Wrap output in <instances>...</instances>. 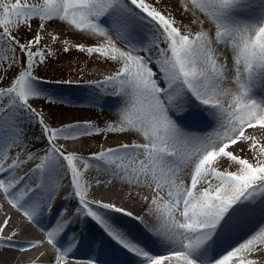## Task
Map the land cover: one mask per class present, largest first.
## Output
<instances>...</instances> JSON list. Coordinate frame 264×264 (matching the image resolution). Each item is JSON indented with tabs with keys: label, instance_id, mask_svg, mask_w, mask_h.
<instances>
[{
	"label": "snow or ice",
	"instance_id": "obj_1",
	"mask_svg": "<svg viewBox=\"0 0 264 264\" xmlns=\"http://www.w3.org/2000/svg\"><path fill=\"white\" fill-rule=\"evenodd\" d=\"M163 2L0 0V85L7 81L0 86V192L41 228L54 250L51 264H124L125 256L129 264H254L247 256L264 252V226L239 246L229 244L246 220L258 214L264 221V142L248 131L264 133V96L256 98L264 92V0H177L188 23L161 8ZM61 24L94 43L62 39ZM58 44L63 53L75 48L116 66L101 81L86 82L95 90L90 106L103 96L119 99L114 122L54 127L33 107L40 99L66 103L45 85L80 83L37 75ZM178 118L213 126L200 133ZM107 134L127 140L87 157L57 143ZM37 143L43 147L32 150ZM237 150L251 151L252 160ZM222 161L236 170H219ZM29 162L24 176L13 179ZM93 166L109 173L111 186L148 189L151 197L143 200L154 223L95 198L102 182L87 179ZM33 176L34 187H18ZM63 179L64 199L75 206L42 227ZM114 213L139 222L148 239L134 236ZM10 219L0 225V257L45 243L15 241L16 231L5 234ZM81 250L85 258L73 259Z\"/></svg>",
	"mask_w": 264,
	"mask_h": 264
},
{
	"label": "rangeland",
	"instance_id": "obj_2",
	"mask_svg": "<svg viewBox=\"0 0 264 264\" xmlns=\"http://www.w3.org/2000/svg\"><path fill=\"white\" fill-rule=\"evenodd\" d=\"M176 5L177 0H164V2L161 4V8L167 7L168 10L174 13L178 21L188 23V21L191 19L190 14L181 12L180 10H178ZM190 26L194 31L197 30V25ZM56 28L58 34L61 35V38H68L72 44L84 43L86 46H90L94 43L92 39L85 40L84 35L73 34L62 24L57 25ZM55 47L58 49L57 55L51 58L46 67L39 68L37 72V75L43 77L46 80L55 81L62 79H73L79 81H101L105 75H110L115 70L116 66L113 63L104 62L103 60L96 59L95 57H89L86 53H81L75 48H73L69 53H63L59 50L61 48V45L58 44ZM218 50H223L222 46H220ZM229 68H231L230 62ZM153 70L155 71L154 68ZM229 75H232L231 71H229ZM6 85L7 81H4V84L0 86ZM161 86L164 85L162 84ZM44 87L46 91L54 93L58 98L66 101V103L64 104H49L43 99L31 101L33 107L37 108L38 111H41L44 114L46 121L51 126H60L69 122L91 121L94 124L103 127L106 123L114 122L117 119L115 115L116 112L113 114H108L110 113V111L105 112L106 108H104L107 102L113 98V96L100 97L98 98L94 106H90V103L93 100L95 94V90L92 87H81V89L78 91H73L70 88L71 85H57L55 83L47 84ZM107 90L111 91L110 88ZM209 131H206V133ZM248 131L252 132L261 142H264V133L260 132L258 129H249ZM29 135H31V133ZM126 140L127 137L123 135L107 134L96 135L92 137H82L75 141L60 140L57 143L67 148L69 151H76L77 153L87 157L90 154L97 153L103 149L115 147L119 143L125 142ZM73 142L81 144L73 145ZM42 147L43 145L39 143L30 145V148L32 150H38ZM236 154L241 155L244 158H248L250 159V161L252 160L253 154L251 151L240 152L239 150H237ZM95 163L96 162H93L94 165ZM218 169L221 171L236 170L235 166L229 167V164L224 161H222L218 165ZM86 177L93 184H95L96 180L102 182V186H100L98 190L94 192L95 198L107 200V202L119 200V198H121L123 200V203L125 204V207L134 211L135 215L144 217V219L147 220L150 225L154 223L152 218L146 215L147 203L143 200V197L145 195L151 197V192L148 189L141 186H129L126 183L119 182L115 183V186H111L108 184V181L112 179L109 173L103 170H98L95 166L88 169ZM62 181H65L66 185L68 186V181L66 179H63ZM112 191H114L115 193H110ZM129 193H131V196H129ZM0 211H4L6 213L4 214L5 216H3L4 220L9 217L11 218V227H8L6 229L5 234H10L12 231H16L17 235L14 238H17V240L15 241H20V243H24L28 240H35V238L41 240L38 236L37 231L35 232L33 230H26V233H23V235L18 231L19 229H21V232H23L20 226L26 225L25 219L22 217L21 213L13 209L11 205L9 206L7 202L3 204L1 202ZM1 225H3V222L1 223ZM253 233L254 232H251V234ZM251 234H248L247 237L242 239V241H238L235 247L239 246L240 243L249 238ZM29 251L31 252L30 256H32L33 254L36 255L34 257H40V253H45V255H43L42 262L40 263L51 264L54 255L50 256L49 251H47L45 247L42 246L31 249ZM18 252L22 253L20 251ZM259 255H262V258H260ZM30 259L31 258L29 257L25 260H21L19 264L29 261ZM247 259H252L253 261L257 260L255 262H258V264L262 263L264 262V252H258L253 255L247 256ZM2 264L8 263L5 261Z\"/></svg>",
	"mask_w": 264,
	"mask_h": 264
},
{
	"label": "bare ground",
	"instance_id": "obj_3",
	"mask_svg": "<svg viewBox=\"0 0 264 264\" xmlns=\"http://www.w3.org/2000/svg\"><path fill=\"white\" fill-rule=\"evenodd\" d=\"M153 68L155 69V71H156V68H155V66H153ZM101 78V77H100ZM89 80H84V81H80V83L78 84V85H71V89L74 91V90H80L81 89V87L83 88V87H88V88H90V87H92L91 85H89L88 83H86V82H88ZM257 94L258 95H262V92L261 91H257ZM110 102H112V99H110L108 102H107V104H106V106L110 103ZM106 106L104 107V108H106ZM116 112V110L114 109L112 112H110V113H108V114H113V113H115ZM179 120V119H178ZM179 122L182 124V125H184V126H187V127H190V128H192L193 130H195V128L193 127V126H191L190 124H188L187 122H185L184 120H179ZM80 145L81 143H76V142H73V145ZM9 163L11 162V161H8ZM33 165H32V163H28L26 166H24L23 168H21V169H18L17 171H16V174H15V176L13 177V179H19L20 177H22V176H24V173L25 172H27V170H28V168H30V167H32ZM57 179H60L59 177L57 178ZM35 181H36V177H31V178H27V180L25 181V183H27V185H29V188L30 187H34L35 186ZM68 186L66 185V182L65 181H62V183H61V187H60V190H59V192H58V194H57V196H56V199H55V201H54V203H56L57 201H59V200H61L62 199V197L64 198L68 193ZM110 193H115L114 191H112V192H110ZM1 192H0V196H1ZM121 198H119V200H120ZM102 200V199H101ZM119 200H114V201H108V202H114V203H116L117 205H119V206H123V207H125V204L123 203V200L121 199L120 201ZM104 202H107V200H103ZM1 202H2V204L3 203H5V202H7L6 200H5V198H3L2 197V199H0V205H1ZM53 203V204H54ZM8 204V203H7ZM10 206V205H9ZM128 211H132L131 209H129V208H127V207H125ZM68 209V208H67ZM69 211H71V209L69 208ZM15 212V211H14ZM133 213H134V211H132ZM4 214H6L4 211H0V225H1V223L2 222H4V217L3 216H5ZM113 215H116V216H118L119 217V219H120V221H121V223L122 224H124V225H126L130 230H131V232H134V231H136L138 228H140V224H139V222H137L136 220H134L133 218H131V217H127V216H123V215H121V214H113ZM254 217L255 216H253L252 218H250V219H248V220H246L243 224H242V227H249V225H250V223L254 220ZM132 225H130V224ZM11 224V223H10ZM55 224V223H54ZM52 226V225H51ZM21 228H22V230H23V232H21V229H19L18 231L20 232V233H22V235H23V233H26V230L28 231H32L33 229L32 228H30V225H28V224H26L25 226H20ZM34 227V226H33ZM248 229V228H247ZM96 229H94V231H95ZM34 231V230H33ZM247 237V236H246ZM145 240H147V238H144ZM14 240H17V238H14ZM239 241H242V238L241 239H239ZM244 241V240H243ZM20 242V241H19ZM235 245L236 244H234V247H235ZM31 255V252L30 251H26V252H22V253H19L18 251H14V250H11V251H8V252H6L2 257H0V264H2L3 262H7L8 264H19V262L21 261V260H25L26 258H31L29 261H26V262H24V263H21V264H41L40 262H42V259H43V256H38V257H34V256H36V255H32V256H30ZM260 256V255H259ZM262 256V255H261ZM260 256V258H262ZM32 257H34V258H32ZM123 259V262H124V264H129V260H130V258L128 257V256H125V257H123L122 258ZM255 261H257V260H254V264H258V262L256 263ZM259 264H264V262H262V263H259Z\"/></svg>",
	"mask_w": 264,
	"mask_h": 264
}]
</instances>
